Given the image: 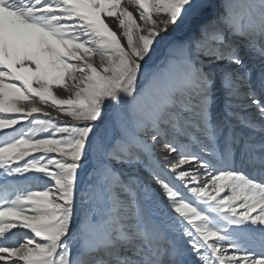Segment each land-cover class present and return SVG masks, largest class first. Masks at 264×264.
<instances>
[{
    "label": "snow or ice",
    "instance_id": "snow-or-ice-1",
    "mask_svg": "<svg viewBox=\"0 0 264 264\" xmlns=\"http://www.w3.org/2000/svg\"><path fill=\"white\" fill-rule=\"evenodd\" d=\"M0 264H264V0H0Z\"/></svg>",
    "mask_w": 264,
    "mask_h": 264
},
{
    "label": "bare ground",
    "instance_id": "bare-ground-1",
    "mask_svg": "<svg viewBox=\"0 0 264 264\" xmlns=\"http://www.w3.org/2000/svg\"><path fill=\"white\" fill-rule=\"evenodd\" d=\"M113 27L115 28L116 27V25L115 24H113ZM249 111V114L251 115L252 114V110L251 109H249L248 110ZM56 115V113L53 111V115ZM258 127H259V123H258ZM253 135H256V133H253Z\"/></svg>",
    "mask_w": 264,
    "mask_h": 264
},
{
    "label": "rangeland",
    "instance_id": "rangeland-1",
    "mask_svg": "<svg viewBox=\"0 0 264 264\" xmlns=\"http://www.w3.org/2000/svg\"><path fill=\"white\" fill-rule=\"evenodd\" d=\"M59 95H66V93H64V92H59L58 93ZM49 111H52L51 109H48ZM55 115V114H54ZM17 127H19V126H17Z\"/></svg>",
    "mask_w": 264,
    "mask_h": 264
}]
</instances>
